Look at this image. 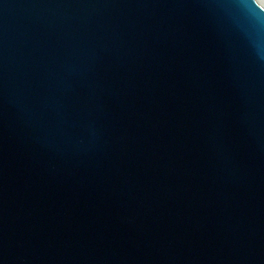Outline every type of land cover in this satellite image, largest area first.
<instances>
[{
  "label": "water",
  "instance_id": "1",
  "mask_svg": "<svg viewBox=\"0 0 264 264\" xmlns=\"http://www.w3.org/2000/svg\"><path fill=\"white\" fill-rule=\"evenodd\" d=\"M0 264H264V3L0 0Z\"/></svg>",
  "mask_w": 264,
  "mask_h": 264
},
{
  "label": "bare ground",
  "instance_id": "2",
  "mask_svg": "<svg viewBox=\"0 0 264 264\" xmlns=\"http://www.w3.org/2000/svg\"><path fill=\"white\" fill-rule=\"evenodd\" d=\"M262 3H264V0H260Z\"/></svg>",
  "mask_w": 264,
  "mask_h": 264
}]
</instances>
